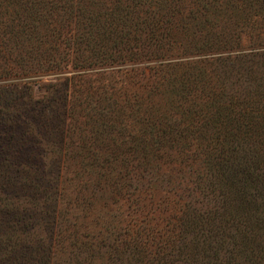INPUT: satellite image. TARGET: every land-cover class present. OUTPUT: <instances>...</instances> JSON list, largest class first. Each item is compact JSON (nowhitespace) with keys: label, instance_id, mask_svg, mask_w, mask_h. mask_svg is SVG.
<instances>
[{"label":"trees","instance_id":"16d2710c","mask_svg":"<svg viewBox=\"0 0 264 264\" xmlns=\"http://www.w3.org/2000/svg\"><path fill=\"white\" fill-rule=\"evenodd\" d=\"M47 76L59 81L40 99L13 89ZM51 132L59 159L91 174L113 213L149 190L152 164L205 163L213 204L196 212L192 236L177 226L168 245L180 257L156 260L130 229L104 264H264V0H0V140L28 143L14 158L25 167ZM11 199L4 215L42 210ZM7 233L3 261L84 264L71 258L79 244L60 256L39 229Z\"/></svg>","mask_w":264,"mask_h":264},{"label":"rangeland","instance_id":"374dc122","mask_svg":"<svg viewBox=\"0 0 264 264\" xmlns=\"http://www.w3.org/2000/svg\"><path fill=\"white\" fill-rule=\"evenodd\" d=\"M74 74L68 70L64 75L71 77ZM58 81L56 76H47L34 80L28 89L19 91L13 89L15 93L26 96L30 93L34 98L40 99L46 96L47 91ZM60 137L61 133L56 132L45 135L46 141L52 142V145L50 148L46 145L37 148L40 155L39 163L28 161L25 167L15 165L14 158L19 153L27 151L28 143L20 141L19 136L11 135L2 137V140L9 139L8 145L0 140V201L12 197L18 200L14 203L17 202L15 206L19 207L37 198L42 209L39 213L30 211L23 212L24 214L16 213V216H13L4 215L0 205L2 232L0 236L16 228L25 232L39 229L48 247H59L60 256L64 251L69 252L73 245L79 244L74 257H71L77 258L74 263L104 264L108 256H105L106 252L108 254L112 251L114 257L120 245L119 240L122 239L124 232L131 229L142 233L141 248L146 252L155 254L159 251L164 255L159 254V257L153 255L156 260L162 258L177 260L180 256L176 253L173 255L168 245L179 235L174 234L177 226H181V222L184 221L181 236H184V239L192 236V225L198 214L196 212L200 211L201 215L211 210L213 204L201 183V178L205 175L203 173L205 163L189 160L182 168L165 166L163 162L152 164L151 169L147 168L143 172L142 179L143 187H148L149 190H143L141 194L122 202L119 209L116 208L113 213L110 195L107 192H98L96 189L98 184L92 175L87 176L81 167L68 157L62 156L59 159L58 150L63 147ZM136 180L132 179L131 183L140 187V181ZM182 204L185 210H181ZM257 210L252 207V211ZM113 216H118L117 221L113 220ZM25 223L27 229L23 227ZM255 228L258 229L257 236H260L259 227ZM261 236H264V229ZM150 249L152 251H149ZM19 256L21 254L16 253L7 261L0 258V264H20L22 259H19ZM28 256L26 255V258ZM36 256L37 253L34 252L30 259L36 260ZM119 257L128 259L127 255ZM62 258L70 261V257L66 258V255ZM42 261L44 262L43 259Z\"/></svg>","mask_w":264,"mask_h":264}]
</instances>
